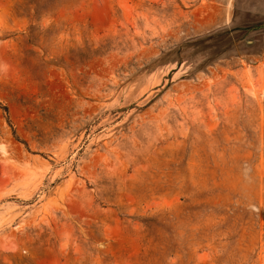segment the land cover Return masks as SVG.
<instances>
[{"label":"rangeland","instance_id":"374dc122","mask_svg":"<svg viewBox=\"0 0 264 264\" xmlns=\"http://www.w3.org/2000/svg\"><path fill=\"white\" fill-rule=\"evenodd\" d=\"M0 264H264V0H0Z\"/></svg>","mask_w":264,"mask_h":264}]
</instances>
